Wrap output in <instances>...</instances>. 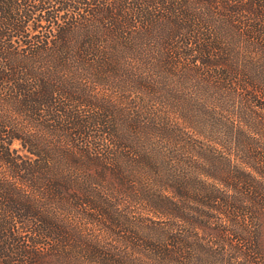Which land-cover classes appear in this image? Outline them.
I'll return each mask as SVG.
<instances>
[{
	"label": "trees",
	"instance_id": "16d2710c",
	"mask_svg": "<svg viewBox=\"0 0 264 264\" xmlns=\"http://www.w3.org/2000/svg\"><path fill=\"white\" fill-rule=\"evenodd\" d=\"M0 264H264V0H0Z\"/></svg>",
	"mask_w": 264,
	"mask_h": 264
}]
</instances>
